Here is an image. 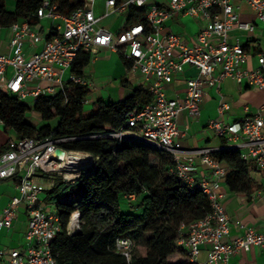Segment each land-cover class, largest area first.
I'll return each mask as SVG.
<instances>
[{
	"label": "built area",
	"instance_id": "2783aa9c",
	"mask_svg": "<svg viewBox=\"0 0 264 264\" xmlns=\"http://www.w3.org/2000/svg\"><path fill=\"white\" fill-rule=\"evenodd\" d=\"M79 2L66 14L58 10L55 0H42L35 13L8 27V52L0 53V92L32 105L41 97L56 95H62L66 102L71 89L92 87L88 79L71 71L78 54H90L97 48L118 53L129 63V73H140L150 80L146 90L151 100L129 112L124 128L105 136L139 140L167 153L172 162L170 174L200 191L209 203L210 212L204 218L181 224L177 244L195 264H229L237 251L264 248V233L254 230L239 239L223 241L230 233V219L217 188L226 170L211 158L221 149H234L247 165L264 172V105L254 113L245 108V116L232 123L210 120L207 127L226 142L218 148L184 147L178 141L183 132L177 126L182 111L190 117L199 115L206 87L219 91L227 78L264 89V52L257 53V67L250 69L248 53L232 37L234 31L253 30L250 23L239 18L240 3L247 4L264 24V0H105L100 15L95 12L97 0ZM131 8L144 10L143 23L127 24ZM112 14L126 17V24L117 34L101 25ZM174 14L204 20V27L191 45L165 30V22ZM32 19L37 24L50 22L48 34L41 33ZM186 67L195 68L197 75L185 80V95L181 99L167 98L164 86ZM228 109L229 104L221 100L219 116ZM75 139L45 136L5 140L0 152V180L12 181L18 196L1 212L0 230L12 226L20 205L25 206L27 214L26 247L8 253L0 250V258L5 257L7 264H56L51 242L61 231V223L56 210L45 202V182L57 178L65 185L73 184L98 160L89 153L62 147ZM57 150L62 153L55 154ZM198 160L208 170L201 178L195 176ZM127 198L133 201L135 195ZM79 229V213L74 211L66 232L72 235ZM115 247L129 262L133 241L117 239ZM203 250L205 258L201 260Z\"/></svg>",
	"mask_w": 264,
	"mask_h": 264
},
{
	"label": "trees",
	"instance_id": "16d2710c",
	"mask_svg": "<svg viewBox=\"0 0 264 264\" xmlns=\"http://www.w3.org/2000/svg\"><path fill=\"white\" fill-rule=\"evenodd\" d=\"M8 2L13 3L11 10ZM41 2L0 0V28L28 18ZM55 2L66 14L80 5L79 0ZM128 14V25L145 21L144 10L131 8ZM120 57L127 68L129 63ZM89 62L90 54L82 52L71 71L83 76ZM89 94L88 89L75 87L66 102L56 95L41 97L30 106L0 92V124L5 134L34 139L75 137L62 147L98 157L81 180L65 185L57 179L46 191L45 200L53 203L61 223V231L51 242L56 264H195L177 238L181 224L200 220L210 212L205 195L170 174L172 162L167 153L139 140L105 136L124 128L129 112L149 102L151 95L137 87L121 102L95 101L86 115L83 104ZM32 111L42 121L58 123L57 127L34 126L28 118ZM151 157L157 160L155 164ZM211 158L229 168L225 183L230 191L249 195L258 189L250 177L252 168L237 150L221 149ZM130 194L135 198L127 211L125 206V210L121 208L120 197ZM74 211L79 213L80 229L68 235L66 227ZM117 239L133 241L129 262L117 251ZM173 256L179 259L171 260Z\"/></svg>",
	"mask_w": 264,
	"mask_h": 264
},
{
	"label": "crops",
	"instance_id": "0c3cea01",
	"mask_svg": "<svg viewBox=\"0 0 264 264\" xmlns=\"http://www.w3.org/2000/svg\"><path fill=\"white\" fill-rule=\"evenodd\" d=\"M103 6L104 2L101 6H99L96 2L95 12L97 15L103 13ZM239 7V18L244 22L250 23L253 26V30L250 32L234 31L232 33V37L234 40H237L248 53L249 59L247 67L253 69L257 67V53L264 52V24L257 20L247 4L240 3ZM9 10H11V7ZM33 24L37 25L39 31L45 35L48 34L51 27L50 22L45 20L39 24L34 21ZM125 24L126 17L124 15L118 16L115 14L105 17L101 22L103 27L109 29L114 34H117ZM164 26L166 31L180 36L185 43L191 45L194 42L199 30L204 27V20L194 19L186 15L174 14L165 22ZM45 28L47 32L45 31ZM9 37L10 32L8 28L0 29L1 54L8 52L7 43ZM94 53L96 56L92 59V62H94V65H97L99 64L97 55H110L114 52L106 48H97L95 51L90 53V62ZM121 61L123 67L125 68V73L123 72L124 74L121 76L122 79L124 78L123 82H121V86H126L124 89V97L121 100L123 101L131 94V89L133 90L137 87L147 89L150 80L146 81L140 73H129L127 70L128 67L126 68L124 66V61L122 59ZM196 75L197 70L195 68L186 67L183 73L174 76L172 82L164 86L167 98H183L186 92L185 80L187 78L196 77ZM83 77L86 79L90 77L85 74V69ZM88 80L92 83V87L89 89V96L91 95V99L88 100L89 96L86 98L83 104L84 110L86 103L89 102L92 106L95 102V100H93L95 98L92 97L97 92L95 88V81L90 78ZM99 99L108 103L101 97ZM221 100L229 104V109L223 115L219 116L218 104ZM29 105L32 106L31 103ZM262 105H264V89L259 90L249 87L245 82L243 84H238L234 80L227 78L224 80L219 91L213 87L205 88L202 101L200 103L199 115L197 117H190L186 111H182L180 113L177 120V126L182 130L183 136L180 137L178 141L184 147L189 149L221 147L226 142L222 138L217 137L214 131L207 127L208 122L210 120H216L220 123H232L245 116V108H247L249 112L254 113ZM91 106L88 112L84 111L86 115L89 114ZM262 117H264V114H262ZM28 118L30 122L38 128L49 125L51 129H54L58 125V123L53 124L52 122L42 121L33 111L28 114ZM34 120L38 121V123L35 122V124ZM8 138L16 139L11 133L5 134L3 132L2 125L0 124V152L3 149L5 140ZM196 165V177L201 178L208 173V170L200 164L199 160ZM220 165L225 168L226 173L219 182L217 192L222 195L221 201L230 219V233L228 236L223 238V241L229 242L234 239H239L243 237L248 230L264 233V172L254 169L248 165L249 168H252L250 170V177L257 183L258 189L247 195L246 193H236L230 191L225 183V178L229 172V168L226 165ZM53 183L54 182L49 183L48 190L52 188ZM15 196H18V192L15 189L13 182L10 180H0V214L10 203V200ZM45 202L47 203L48 208L55 209L53 203L46 200ZM26 229L27 214L25 212V206L22 204L18 209V214L13 221L12 226L9 229L3 228L0 230V250L8 253L14 249H24L26 247ZM204 258L205 251L203 250L200 259L203 260ZM0 264H7L5 257L0 258ZM229 264H264V248L254 246L249 251H237L230 257Z\"/></svg>",
	"mask_w": 264,
	"mask_h": 264
},
{
	"label": "rangeland",
	"instance_id": "374dc122",
	"mask_svg": "<svg viewBox=\"0 0 264 264\" xmlns=\"http://www.w3.org/2000/svg\"><path fill=\"white\" fill-rule=\"evenodd\" d=\"M104 0H98L97 4L101 6L103 4ZM13 3L8 2L7 6L8 8H12ZM100 9V8H99ZM45 31L47 32L46 28ZM95 53L92 55L91 62L89 65L85 68V74L87 76H90L89 78L91 80L95 81V88L97 90L96 94L92 97L95 98L93 100H98L100 97L103 98L106 102H119L124 97V89L126 86H121V82H123V79L121 76L125 73V68L122 65L121 57L118 53L114 52L110 55H97V58L99 59V64L94 65V62H92V59L95 57ZM123 69V71H122ZM124 72V73H123ZM88 78V79H89ZM132 91V89H131ZM128 92V91H126ZM128 94V93H127ZM91 99V95L88 97V100ZM30 101H26V103H29ZM91 106V103H86L85 111L88 112L89 108ZM38 123V121L34 120V123ZM35 123V124H36ZM54 124V123H53ZM150 161L152 164H155L157 160L154 157L150 158ZM45 180V179H44ZM47 181V180H45ZM52 182H56L57 178L51 179ZM47 184V188L49 187L48 181L45 182ZM130 203V204H129ZM120 204L121 208L124 209V206L127 208V211L130 210L129 206L132 204L131 200L122 195L120 197ZM125 208V209H126ZM124 209V210H125ZM179 259L177 256H173L171 260Z\"/></svg>",
	"mask_w": 264,
	"mask_h": 264
},
{
	"label": "water",
	"instance_id": "95a60500",
	"mask_svg": "<svg viewBox=\"0 0 264 264\" xmlns=\"http://www.w3.org/2000/svg\"><path fill=\"white\" fill-rule=\"evenodd\" d=\"M62 152H60L59 150H57L56 152H55V154H61Z\"/></svg>",
	"mask_w": 264,
	"mask_h": 264
},
{
	"label": "bare ground",
	"instance_id": "6f19581e",
	"mask_svg": "<svg viewBox=\"0 0 264 264\" xmlns=\"http://www.w3.org/2000/svg\"><path fill=\"white\" fill-rule=\"evenodd\" d=\"M74 221H75V217L73 216V218H72V224H73Z\"/></svg>",
	"mask_w": 264,
	"mask_h": 264
}]
</instances>
